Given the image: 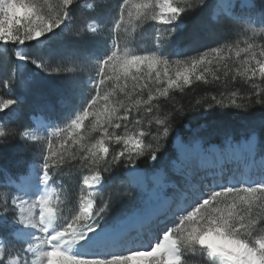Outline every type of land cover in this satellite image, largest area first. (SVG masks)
Masks as SVG:
<instances>
[{
    "label": "snow or ice",
    "instance_id": "6c2138e0",
    "mask_svg": "<svg viewBox=\"0 0 264 264\" xmlns=\"http://www.w3.org/2000/svg\"><path fill=\"white\" fill-rule=\"evenodd\" d=\"M0 47V146L32 152L0 164V264H264V120L211 151L176 127L177 94L264 109V6L0 0Z\"/></svg>",
    "mask_w": 264,
    "mask_h": 264
},
{
    "label": "rangeland",
    "instance_id": "374dc122",
    "mask_svg": "<svg viewBox=\"0 0 264 264\" xmlns=\"http://www.w3.org/2000/svg\"><path fill=\"white\" fill-rule=\"evenodd\" d=\"M259 1L264 2V0H259ZM81 2L83 3L84 0H81ZM192 23H195V21H189L190 25ZM241 39H242V37H241ZM141 43L144 44L145 46L150 45V30L146 31L144 36L141 37ZM206 43L211 44L212 42L207 41ZM241 46H243V45H241ZM4 52H5V49L3 47H0V53H4ZM49 80L51 81V84L46 82L43 86H41L37 90L38 93H40L42 95H46L49 93V89L51 87H54V86H57L60 84V80L56 76L50 77ZM29 100L32 101L33 99L32 100L29 99ZM205 116H207V115H204L202 112H199V111H195L193 114H191L190 119L192 121L191 122L192 126H191V129L189 130V133L187 135L190 136L195 130L200 129L201 134H202L204 147L206 149H208L209 151H211L210 146L215 144L214 139H218L220 141L223 140V131L224 130L229 131L233 136L243 137L245 135L246 131L248 130V128L250 127L249 125H246V124H235L234 126H232L233 124L231 125L228 121L224 122L225 125H223L224 123L222 124L220 122H208V123H206L203 120V118H205ZM226 123H227V125H226ZM0 147H2V149H5L8 147L10 150L9 154L12 151V155L9 156L10 157L9 163H8L9 167L14 166L17 160L26 161L25 159L27 156H28L29 160L32 157V152L29 149H27L25 147V145L23 143H21L19 140L11 141L7 145H3ZM261 147L264 148V144H261ZM185 159L186 160H192V156L188 155L185 157ZM160 163L166 165L167 164V156H165L160 161ZM146 171H148L149 174H151V169L146 170ZM118 182H119V177H117L111 181V183H113L114 185L118 184ZM135 182L137 184H141V185H143V183H144L143 179L141 177H136ZM147 203H148V201L139 197L137 195L136 191L134 190L133 199L123 201V203L118 207V210H119V208L136 207L138 205L147 204Z\"/></svg>",
    "mask_w": 264,
    "mask_h": 264
},
{
    "label": "trees",
    "instance_id": "16d2710c",
    "mask_svg": "<svg viewBox=\"0 0 264 264\" xmlns=\"http://www.w3.org/2000/svg\"><path fill=\"white\" fill-rule=\"evenodd\" d=\"M256 3L258 6H264V2H261L259 0H256ZM204 95L205 93L203 91L190 93L187 96H184L182 94H177V106H185L186 108V111L181 115L176 125L180 135H187L192 126L191 125L192 121L190 118H191V114H193L195 111L187 110L189 100H192L194 102L195 99H200ZM29 99L32 100L33 98H29ZM32 114H38V113L36 112L34 101L28 100V103L25 105V111L21 117V122L24 124H28L30 122V116ZM203 120L206 123L220 122L223 124L224 122L228 121L231 125L233 124L232 126H234L235 124H246L251 126L252 124H259L261 120H264V109L257 108V109H252L249 112H245L243 110H237V109L217 108V109H213L211 114L205 116ZM223 125H225V123ZM214 140L215 142L218 141V139H214ZM0 149H2V147H0ZM9 152L10 150L8 147L0 150V164H4L8 166L10 159L9 156L12 155V151L10 154ZM25 160L26 161L29 160L28 156L26 157ZM140 167L142 169L150 170L151 162L141 161ZM122 171L123 170L121 169L120 172ZM117 177H119V172L113 174L112 180Z\"/></svg>",
    "mask_w": 264,
    "mask_h": 264
},
{
    "label": "water",
    "instance_id": "95a60500",
    "mask_svg": "<svg viewBox=\"0 0 264 264\" xmlns=\"http://www.w3.org/2000/svg\"><path fill=\"white\" fill-rule=\"evenodd\" d=\"M173 147L175 148V144L173 145Z\"/></svg>",
    "mask_w": 264,
    "mask_h": 264
}]
</instances>
